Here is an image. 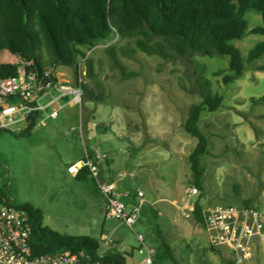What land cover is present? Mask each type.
I'll use <instances>...</instances> for the list:
<instances>
[{"label": "rangeland", "instance_id": "1", "mask_svg": "<svg viewBox=\"0 0 264 264\" xmlns=\"http://www.w3.org/2000/svg\"><path fill=\"white\" fill-rule=\"evenodd\" d=\"M245 19L248 30L262 24L254 10ZM262 39V34L247 32L232 43L245 57ZM135 40L115 37L87 51L93 76L85 73L84 83L98 99L81 106L70 103L56 120L28 134L0 131V186L13 204L40 208L44 225L96 237L99 253L116 249L129 264L144 259L145 246L155 249L161 264H228V251L212 250L202 224L185 213L190 199L194 203L198 196L204 210L247 200L264 214V69L258 68L264 66V53L246 63L238 78L224 82L223 76L231 73L228 56L180 57L169 50L172 57L165 59L139 50ZM111 45L118 63L105 51ZM122 49L128 54L122 55ZM37 52L47 61L46 46H37ZM17 61L0 52V62ZM58 66L73 82V70ZM204 79L223 100L217 110L203 111L199 121L208 152L201 157L202 188L193 198L188 155L196 139L183 122L189 106L201 100ZM93 148L100 155L103 179L115 181L118 188L124 184L131 200L137 188L145 192L133 229L105 216L106 201L92 179L67 171L70 162ZM255 244L248 264H264V239Z\"/></svg>", "mask_w": 264, "mask_h": 264}, {"label": "trees", "instance_id": "2", "mask_svg": "<svg viewBox=\"0 0 264 264\" xmlns=\"http://www.w3.org/2000/svg\"><path fill=\"white\" fill-rule=\"evenodd\" d=\"M248 10L256 11L262 18V24L249 30L245 19ZM247 32L264 35V0H0V52L33 60L32 67L38 70L58 65L70 67L74 75L79 59H84L85 73L93 76L92 60L87 51L117 37L136 38V48L165 59L172 57L170 51L180 57L194 54L228 56L231 73L225 74L223 80L229 82L242 74L246 63L264 53L262 39L242 56L232 41L241 39ZM155 38L157 40L152 41ZM37 46H46L47 61L42 60ZM105 51L118 63L114 45ZM121 53L128 54L124 49ZM17 66V62H0V77L16 73ZM258 68L264 69V66ZM222 72L220 69L215 74ZM83 90V102L99 98L90 95L85 83ZM199 94L201 100L189 106L183 127L196 139L188 162L192 183L200 190L204 173L201 157L208 152V138L199 127V121L203 111L217 110L223 97L212 92L208 79L201 83ZM33 128L30 125L22 134L30 133ZM76 178L92 179L87 169H81ZM0 201L13 204L1 186ZM13 205L26 209L30 215V243L34 252L71 250L83 258L88 254L101 264H127L125 254L116 249L99 253L101 241L96 237L61 233L44 225L42 210L31 203ZM242 205L248 206L250 202L245 200ZM192 215L198 223H203L204 208L198 196ZM154 263L161 264L155 254ZM228 264H234L231 255Z\"/></svg>", "mask_w": 264, "mask_h": 264}, {"label": "built area", "instance_id": "3", "mask_svg": "<svg viewBox=\"0 0 264 264\" xmlns=\"http://www.w3.org/2000/svg\"><path fill=\"white\" fill-rule=\"evenodd\" d=\"M84 59H79L73 82L64 78L57 67L36 69L33 60L18 59L16 73L0 77V131L24 133L30 125L46 126L56 119L70 103L82 105L85 71ZM85 149L84 156L67 166V171L77 175L87 169L99 193L106 201L105 216L123 221L133 229L139 220L145 192L137 188L134 200L130 191L119 189L116 182L103 179L98 151ZM195 186L188 193L195 195ZM125 198V199H124ZM194 198V196H193ZM192 198L188 202L189 216L193 212ZM202 226L209 246L224 248L234 264L250 260L256 241L264 238V214L252 205L219 204L204 210ZM31 221L28 211L0 201V264H101L71 250L37 253L30 243ZM143 242V236L137 234ZM146 255L138 264H155V249L145 246Z\"/></svg>", "mask_w": 264, "mask_h": 264}, {"label": "crops", "instance_id": "4", "mask_svg": "<svg viewBox=\"0 0 264 264\" xmlns=\"http://www.w3.org/2000/svg\"><path fill=\"white\" fill-rule=\"evenodd\" d=\"M58 117H59V115H58ZM58 117H57V118H58ZM57 118H56V119H57ZM56 119H54V120H56ZM78 159H80V158H75V161H77ZM75 161L73 160V161L70 162V163H73V162H75ZM70 163H69V164H70ZM69 164H68V165H69ZM101 174H102V172H101ZM71 175H72V174H71ZM72 176L76 178V175H75V176L72 175ZM102 177H103V176H102ZM103 178H104V177H103ZM106 179H108V178H106ZM125 187H126V186H125L124 184H122L121 186H119V188H121V189H125ZM139 219H140V218H139ZM252 256H253V255H252ZM252 258H253V257H251V259H252ZM251 259L248 260V261H246V262L243 263V264H248V263L251 261ZM126 262H127V261H126ZM138 263H140V262H138ZM138 263H136V264H138ZM127 264H129V263L127 262Z\"/></svg>", "mask_w": 264, "mask_h": 264}]
</instances>
